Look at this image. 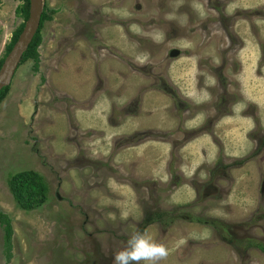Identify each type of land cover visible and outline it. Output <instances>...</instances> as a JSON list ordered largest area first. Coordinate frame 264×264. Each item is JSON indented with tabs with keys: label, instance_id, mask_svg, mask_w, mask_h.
Returning a JSON list of instances; mask_svg holds the SVG:
<instances>
[{
	"label": "rangeland",
	"instance_id": "1",
	"mask_svg": "<svg viewBox=\"0 0 264 264\" xmlns=\"http://www.w3.org/2000/svg\"><path fill=\"white\" fill-rule=\"evenodd\" d=\"M23 2L0 0V59ZM44 2L0 102V264H113L138 230L159 264H264V0Z\"/></svg>",
	"mask_w": 264,
	"mask_h": 264
},
{
	"label": "trees",
	"instance_id": "2",
	"mask_svg": "<svg viewBox=\"0 0 264 264\" xmlns=\"http://www.w3.org/2000/svg\"><path fill=\"white\" fill-rule=\"evenodd\" d=\"M23 1H24L23 4L16 11L17 14L23 15V22L16 27V29L12 33V37L6 43V46L4 49V55L0 59V67L4 61V58L11 51L16 39L19 37L20 33L22 32L25 21L28 18L29 0H23ZM54 12L55 10L53 9H47V7L45 6V2L43 0V12L41 15L38 31L35 34V36L32 38V40L30 41L29 43L30 45L27 51L23 54L19 65L30 60V61H33V64H34L33 69L37 70L38 65H39V60H40L39 47L41 45L40 40L42 38L41 29H42V26L44 25V22L51 20L52 14ZM9 88H10V85L7 87H4L0 91V102L7 95ZM8 189H9L10 194L12 195V198L15 204L21 210L26 211V212L36 210L37 208L41 207L47 200V186L45 182L37 173L31 170L21 171V172H18L12 175L8 181ZM158 216L159 217L165 216V214L161 212L158 214ZM0 225L4 226V229H5L4 237L6 238V243L8 244V248H9V242L11 239L10 235H11L12 229H11L10 221L8 220V218L1 213H0ZM259 248L264 253V247L260 245Z\"/></svg>",
	"mask_w": 264,
	"mask_h": 264
},
{
	"label": "water",
	"instance_id": "3",
	"mask_svg": "<svg viewBox=\"0 0 264 264\" xmlns=\"http://www.w3.org/2000/svg\"><path fill=\"white\" fill-rule=\"evenodd\" d=\"M42 12L43 0H29L28 18L23 30L0 67V91L9 86L14 71L20 64L23 54L27 51L30 41L38 31Z\"/></svg>",
	"mask_w": 264,
	"mask_h": 264
},
{
	"label": "clouds",
	"instance_id": "4",
	"mask_svg": "<svg viewBox=\"0 0 264 264\" xmlns=\"http://www.w3.org/2000/svg\"><path fill=\"white\" fill-rule=\"evenodd\" d=\"M169 255L168 248L161 243H156L146 238L139 230L133 234L126 246L113 257V264H159Z\"/></svg>",
	"mask_w": 264,
	"mask_h": 264
},
{
	"label": "flooded vegetation",
	"instance_id": "5",
	"mask_svg": "<svg viewBox=\"0 0 264 264\" xmlns=\"http://www.w3.org/2000/svg\"><path fill=\"white\" fill-rule=\"evenodd\" d=\"M216 7H217V9H218L219 6H216ZM214 8H215V7H214ZM218 11H219V9H218ZM217 13H219V12H217ZM218 22L220 23V21H218ZM260 37H261V36H260ZM229 38H230V33H229V30H228V31H227V38H226V39H227V40H230ZM234 51H235V50H234ZM261 53L264 54V47H263V52H259V55H260ZM166 91L169 92V90H166ZM250 100H252V99H250ZM230 101H231V100H230ZM230 101H229L228 103H230ZM255 152H256V150H255ZM251 158H253V157H251ZM260 251H261V250H260ZM261 252H262V251H261ZM262 253H263V252H262Z\"/></svg>",
	"mask_w": 264,
	"mask_h": 264
}]
</instances>
